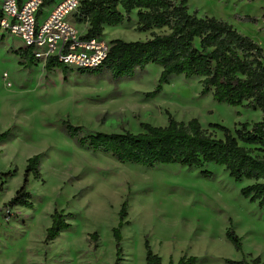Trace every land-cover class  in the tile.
I'll list each match as a JSON object with an SVG mask.
<instances>
[{"label": "rangeland", "instance_id": "374dc122", "mask_svg": "<svg viewBox=\"0 0 264 264\" xmlns=\"http://www.w3.org/2000/svg\"><path fill=\"white\" fill-rule=\"evenodd\" d=\"M187 2L191 12L197 9L200 16L229 21L264 48V1ZM236 15L261 20L259 25L242 23ZM136 25L134 14L131 23L106 27L104 40L151 39V33L136 32ZM87 29L78 26L83 35ZM4 36L0 39V134L9 131L10 136L0 146V264H115L113 230L125 202L128 217L122 229L120 264H146V240L164 264L186 255L197 257L198 264L255 258L264 264V211L241 195L251 183L235 182L215 164L203 169L124 165L110 155L79 148L63 131V122L69 121L90 134H139L142 124L166 127L171 116L185 123L197 119L214 138L223 139L212 124L235 131L243 123H258L260 112L219 105L211 95L201 96V81L196 78L172 77L160 96L148 98L162 71L155 65L135 79L117 83L108 72L69 68L64 74L57 68L47 71L44 62L26 67L20 53L27 49L24 43ZM252 149L255 156L264 157V151ZM36 155L41 156L42 180L30 178L34 208H7L23 186L28 160ZM15 169L13 178L2 177ZM203 171L213 177L203 178ZM55 211H64L72 228L48 242ZM230 220L242 238V252L226 239Z\"/></svg>", "mask_w": 264, "mask_h": 264}, {"label": "trees", "instance_id": "16d2710c", "mask_svg": "<svg viewBox=\"0 0 264 264\" xmlns=\"http://www.w3.org/2000/svg\"><path fill=\"white\" fill-rule=\"evenodd\" d=\"M253 4L259 0H241ZM264 1V0H262ZM56 0H45L44 8L51 7ZM264 13V7L262 9ZM135 14L136 32L151 33V39L142 42H110L111 49L105 62L97 69L82 70L85 73L108 72L113 83L132 80L145 72L150 65L162 69L158 85L147 97L155 99L162 94L172 77L200 79L201 96H212L219 105L243 107L260 112L258 123H243L235 131L212 124L210 127L221 132L223 139H216L205 130L197 119L188 123L178 122L170 116L166 127L142 124L143 132L133 134L95 133L83 127L63 122V131L79 148L92 154L110 155L119 163L154 169L157 166L178 165L185 168L203 169L208 164L224 167L230 178L237 183L249 182L241 189V195L264 211V157L255 156L253 151H264V48L260 43L239 32L233 24L216 17L200 16L199 10L190 11L187 0H84L76 14L79 25H87L83 39L103 38L106 27H119L133 21ZM2 17L0 9V20ZM264 18V14H263ZM242 23L259 25L260 18L236 15ZM1 31V28H0ZM160 31L162 33H157ZM5 36L0 35V39ZM26 67L39 61L30 48L20 52ZM61 69L67 74L69 68L56 58L48 59L45 69ZM10 132L0 134V145L7 141ZM18 170L2 175L7 180ZM209 179V171L201 173ZM42 180L41 156L36 155L27 162L23 186L9 201L7 208L33 209V196L28 191L30 178ZM3 191V186L0 192ZM6 208V207H5ZM128 203L120 211L118 227L113 230L117 243L115 264H120L122 229L128 217ZM52 225L47 230V241L57 240L62 233L71 230L68 215L55 211ZM226 231V239L237 252L243 251V242L232 227ZM98 241L97 234L92 235ZM146 264H164L148 240L145 241ZM195 256H184L178 262L167 264H198ZM226 264H261L260 258L251 261L226 260Z\"/></svg>", "mask_w": 264, "mask_h": 264}, {"label": "built area", "instance_id": "2783aa9c", "mask_svg": "<svg viewBox=\"0 0 264 264\" xmlns=\"http://www.w3.org/2000/svg\"><path fill=\"white\" fill-rule=\"evenodd\" d=\"M83 1L56 0L44 8L45 0H0V34L21 39L39 62L56 58L72 70L97 69L111 45L103 38L83 39L75 18ZM261 22L264 26V18Z\"/></svg>", "mask_w": 264, "mask_h": 264}, {"label": "crops", "instance_id": "0c3cea01", "mask_svg": "<svg viewBox=\"0 0 264 264\" xmlns=\"http://www.w3.org/2000/svg\"><path fill=\"white\" fill-rule=\"evenodd\" d=\"M262 4H263L262 6H264V3H262ZM105 30H106V29H105ZM104 33H105V32H104ZM103 39H104V36H103ZM112 41H114V40H112ZM108 43H110V42H108ZM3 143H4V142H3ZM1 145H2V144H1ZM1 145H0V146H1ZM51 224H52V222H51Z\"/></svg>", "mask_w": 264, "mask_h": 264}, {"label": "bare ground", "instance_id": "6f19581e", "mask_svg": "<svg viewBox=\"0 0 264 264\" xmlns=\"http://www.w3.org/2000/svg\"><path fill=\"white\" fill-rule=\"evenodd\" d=\"M120 27V26H119ZM117 29H120V28H117ZM124 36V35H123ZM124 38V37H123Z\"/></svg>", "mask_w": 264, "mask_h": 264}]
</instances>
